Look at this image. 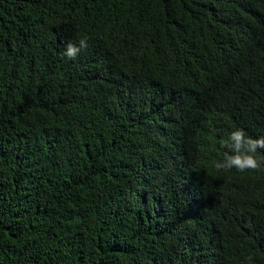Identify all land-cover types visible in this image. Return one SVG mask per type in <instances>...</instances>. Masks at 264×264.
Returning <instances> with one entry per match:
<instances>
[{
  "label": "trees",
  "instance_id": "obj_1",
  "mask_svg": "<svg viewBox=\"0 0 264 264\" xmlns=\"http://www.w3.org/2000/svg\"><path fill=\"white\" fill-rule=\"evenodd\" d=\"M237 128L264 0H0V264H264V149L214 166Z\"/></svg>",
  "mask_w": 264,
  "mask_h": 264
},
{
  "label": "clouds",
  "instance_id": "obj_2",
  "mask_svg": "<svg viewBox=\"0 0 264 264\" xmlns=\"http://www.w3.org/2000/svg\"><path fill=\"white\" fill-rule=\"evenodd\" d=\"M88 46V38L85 36L80 38L78 43H68L64 54L69 59H75ZM221 144L222 147L229 149L231 154L225 152L223 160L215 163L216 169L230 170L235 168L240 172H244L261 167V162L257 159L256 153L258 149H264V136L252 138L246 136L243 129L237 128ZM247 259L249 264H251L253 258L249 256Z\"/></svg>",
  "mask_w": 264,
  "mask_h": 264
}]
</instances>
